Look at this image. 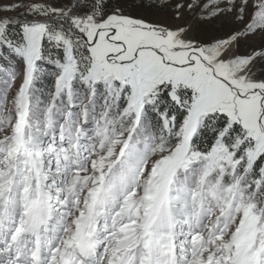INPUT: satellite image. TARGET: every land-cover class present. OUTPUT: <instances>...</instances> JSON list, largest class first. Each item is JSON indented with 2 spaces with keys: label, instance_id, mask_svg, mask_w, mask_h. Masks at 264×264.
I'll return each mask as SVG.
<instances>
[{
  "label": "snow or ice",
  "instance_id": "obj_1",
  "mask_svg": "<svg viewBox=\"0 0 264 264\" xmlns=\"http://www.w3.org/2000/svg\"><path fill=\"white\" fill-rule=\"evenodd\" d=\"M164 6L0 4V264H264V0Z\"/></svg>",
  "mask_w": 264,
  "mask_h": 264
},
{
  "label": "rangeland",
  "instance_id": "obj_2",
  "mask_svg": "<svg viewBox=\"0 0 264 264\" xmlns=\"http://www.w3.org/2000/svg\"><path fill=\"white\" fill-rule=\"evenodd\" d=\"M17 0H0V4H14ZM157 3H165L164 7L148 8L145 9L147 18L154 22L177 26L184 25L190 26L193 34L210 36L220 27V19L207 20L201 18L199 10H191L187 7L191 0H156ZM177 4L184 5L179 9L177 16ZM0 15H9L15 17L16 12H0Z\"/></svg>",
  "mask_w": 264,
  "mask_h": 264
}]
</instances>
